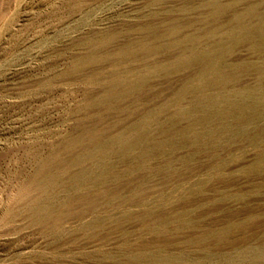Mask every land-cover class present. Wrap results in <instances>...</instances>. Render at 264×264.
<instances>
[{
    "label": "rangeland",
    "instance_id": "374dc122",
    "mask_svg": "<svg viewBox=\"0 0 264 264\" xmlns=\"http://www.w3.org/2000/svg\"><path fill=\"white\" fill-rule=\"evenodd\" d=\"M263 38L264 0H0V264H264Z\"/></svg>",
    "mask_w": 264,
    "mask_h": 264
},
{
    "label": "bare ground",
    "instance_id": "6f19581e",
    "mask_svg": "<svg viewBox=\"0 0 264 264\" xmlns=\"http://www.w3.org/2000/svg\"><path fill=\"white\" fill-rule=\"evenodd\" d=\"M217 5H220V4H217ZM221 6H224V5H221ZM221 6H220V8H221ZM218 7V6H217ZM223 8V7H222ZM221 8V9H222ZM248 8V7H247ZM220 10V9H219ZM243 14V13H242ZM245 14V13H244ZM240 16H241V13H240ZM242 17V16H241ZM244 18V17H243ZM249 33V32H248ZM248 36V35H247ZM113 37V36H112ZM253 37V36H252ZM109 38V37H108ZM236 37L234 36L233 37V39H235ZM244 38V37H243ZM251 38V37H250ZM249 38V39H250ZM110 39V38H109ZM246 39V38H245ZM264 39V38H263ZM197 40V39H196ZM232 40V39H231ZM230 40V41H231ZM247 40H248V38H247ZM114 41V40H113ZM112 41V42H113ZM236 41V40H235ZM261 41H263L262 43H261ZM261 41H260V43H259V46H263L264 45V40H262L261 39ZM108 42V41H107ZM232 42V41H231ZM234 42V41H233ZM148 45V44H147ZM256 45V44H255ZM258 46V47H259ZM229 47V46H228ZM231 47V46H230ZM221 48V47H220ZM263 48H264V46H263ZM258 49V48H257ZM260 49V48H259ZM193 50V49H192ZM202 55V54H201ZM197 56V55H196ZM191 58V57H190ZM193 59H191V60H189L188 58L186 59V60H188V62H186L185 60H183L184 62H186L187 64L188 63H192V62H195L196 60H197V58H194V57H192ZM98 59V58H97ZM77 62V61H76ZM181 63H182V61H181ZM77 65H79V64H77ZM177 65V64H176ZM178 65L180 66V64L178 63ZM178 65H177V68H178ZM185 65V64H184ZM217 65V64H216ZM75 66V65H74ZM173 67H175V66H173ZM181 67V66H180ZM74 68V67H73ZM81 68V67H80ZM79 69V68H78ZM215 69V68H214ZM215 70H218V68L216 67V69ZM171 71V70H170ZM76 72V71H75ZM216 72V71H215ZM219 72V71H218ZM218 74V73H217ZM226 78V77H225ZM223 80V79H222ZM133 83V82H132ZM131 83V84H132ZM136 84V83H135ZM141 84V83H140ZM128 86V85H127ZM141 86V85H140ZM58 161V160H57ZM42 182V181H41ZM43 183V182H42ZM44 187V186H43ZM46 189V188H45ZM32 191V190H31ZM47 192V191H46ZM9 194V193H8ZM26 194H28V193H26ZM30 196V195H29ZM23 199V198H22ZM27 199V198H26ZM23 202V201H22ZM37 221H38V223H40V224H44L45 223V220H43V219H37Z\"/></svg>",
    "mask_w": 264,
    "mask_h": 264
}]
</instances>
